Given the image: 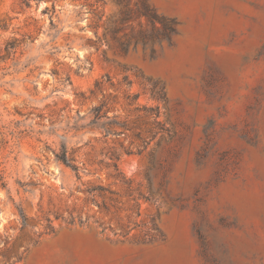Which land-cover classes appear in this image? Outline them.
Returning a JSON list of instances; mask_svg holds the SVG:
<instances>
[{
    "label": "rangeland",
    "instance_id": "obj_1",
    "mask_svg": "<svg viewBox=\"0 0 264 264\" xmlns=\"http://www.w3.org/2000/svg\"><path fill=\"white\" fill-rule=\"evenodd\" d=\"M93 3L0 0V264H264V0Z\"/></svg>",
    "mask_w": 264,
    "mask_h": 264
},
{
    "label": "trees",
    "instance_id": "obj_2",
    "mask_svg": "<svg viewBox=\"0 0 264 264\" xmlns=\"http://www.w3.org/2000/svg\"><path fill=\"white\" fill-rule=\"evenodd\" d=\"M35 1H41V0H35ZM93 1H94V3L91 4V7H92V11L94 12L99 8V4L102 2V0H93ZM28 2H29V0H23V3H25L27 6H28ZM141 15L148 18L151 22H159L168 33H172L174 31V29H173L174 22L172 20L167 21V20H164L162 17H158V15L154 12V10L152 8H150L145 2L143 3L142 9H141ZM168 33L166 34V36L168 35ZM147 81L149 82V80H147ZM150 87H151V93L160 99V96H162V90H160V86H158V84H156V83H151ZM95 88L100 89V83L99 82L95 84ZM132 99L134 100L135 96H133ZM102 107H103V105H100V106L94 107L92 109V113L96 119L101 117L99 115H100V112L102 110ZM143 110L145 113L154 112V115L157 116V108H155V109L143 108ZM55 158L58 162H60L61 164L70 168L73 172L78 174L79 168L75 164L74 158L70 157L68 155V152L64 146L61 148L60 153L55 155ZM115 159H116V157H115ZM112 167L117 172L116 176L119 177L121 175V173L118 172L116 164L114 163L112 165ZM100 190H102L100 187H88L86 189V191L88 193H95V192L100 191Z\"/></svg>",
    "mask_w": 264,
    "mask_h": 264
}]
</instances>
